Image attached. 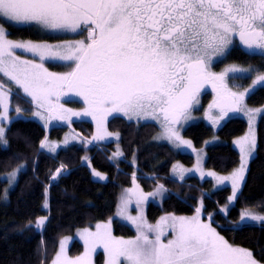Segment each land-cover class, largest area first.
<instances>
[{
	"label": "snow or ice",
	"instance_id": "1",
	"mask_svg": "<svg viewBox=\"0 0 264 264\" xmlns=\"http://www.w3.org/2000/svg\"><path fill=\"white\" fill-rule=\"evenodd\" d=\"M0 19L44 30L87 31V43L65 45L62 51L46 44L12 41L0 25V74L39 108H47L49 119L54 112L91 116L102 133L93 140L113 135L104 128L113 113L138 121L162 115L161 138L177 147H191L173 125L189 118V109L198 103L197 96L206 84H211L218 95L209 107L220 108L222 115L226 114V102L229 110L240 111L245 96L257 86L264 87V72L260 71L264 64L247 68L232 65L219 73L211 70L214 58L222 62L235 37L247 53L259 54L264 60V0H0ZM16 49L31 52L41 63L20 59ZM46 59L69 61L75 67L64 74L51 73L42 63ZM237 73L242 75H231ZM253 73L255 78L244 92L229 87V80L251 79ZM10 91L0 81V121L8 118ZM70 94L81 97L87 107L81 112L64 108L60 97ZM15 111L19 113L21 109L17 107ZM261 111L248 110L246 114L251 119L253 112ZM34 115L43 118L41 112ZM59 118L65 119L63 115ZM4 131L0 127V143L7 145ZM243 145L254 148V138L245 137L242 149ZM40 146L56 151V146L47 141H41ZM121 155L119 151L114 154ZM64 170L63 165L57 168L53 179ZM243 170L242 165L234 176L218 178L221 182L232 180L233 195L229 200L236 198ZM18 171L8 174L9 186ZM173 171L183 179L185 171L191 170L174 167ZM94 175L106 179L99 172ZM7 191L4 189L5 197ZM164 191V186L158 185L145 195L135 186L126 190L123 202L127 205L135 197L139 205L148 196ZM46 219L39 218L36 227L42 228ZM127 219L137 227L135 239H117L111 235L110 225H97L96 232L85 229L81 234L85 244L81 256L69 257L61 241L52 264H91V253L98 245L108 254L106 264H259L251 251L220 236L212 227L211 217L205 223L199 215L166 216L156 225L148 224L143 216ZM245 220L264 222V216L244 213L241 222ZM165 226L171 227L173 235L167 243L161 239ZM148 232H155V238L150 239Z\"/></svg>",
	"mask_w": 264,
	"mask_h": 264
},
{
	"label": "trees",
	"instance_id": "2",
	"mask_svg": "<svg viewBox=\"0 0 264 264\" xmlns=\"http://www.w3.org/2000/svg\"><path fill=\"white\" fill-rule=\"evenodd\" d=\"M0 24L15 40L54 41L59 37L41 35L31 26H18L4 19ZM238 44L227 52L223 62L260 67L264 64L259 54L247 53ZM51 70L59 69L50 64ZM264 72V67L260 68ZM11 106L30 113L33 104L29 98L11 88ZM204 96H209L205 93ZM203 96V97H204ZM204 97V98H205ZM69 107H78L76 100H66ZM250 105L264 104V87H257L247 97ZM25 111V112H26ZM246 122L238 117L228 118L216 131L204 122L188 125L183 135L200 147L205 140L217 136L220 141L208 146L206 168L219 173L231 172L239 163L240 155L230 144L232 138L244 132ZM71 128L86 140V147L70 145L50 152L41 149V141L59 140L68 127L47 128L32 119L16 118L7 126V145L0 144V264H49L61 238L103 222L114 216L120 187L131 185L133 177L144 192L153 190L163 180L167 195L160 204L149 202L145 207L146 219L155 223L166 214L194 217L198 199L202 201L203 217H211L217 232L230 244L248 249L253 258L264 264V222H241L243 211L264 214V114L256 127L255 153L249 161L241 188L230 205L228 186L215 187L210 179L187 177L177 180L170 176V166L181 160L192 162L188 154L177 153L165 144L147 146L145 143L154 131L153 123L126 121L115 116L108 121V129L118 132L122 157L110 159L114 143H94L90 139L93 125L88 121H73ZM90 142V143H89ZM135 158V163H133ZM23 165L15 186L7 192L3 174ZM64 172L53 179L56 169ZM90 167L107 175V180H96ZM46 205V207H45ZM226 205V206H225ZM46 217L42 228L36 227L39 218ZM112 231L117 236L129 237L133 230L117 219L111 220ZM82 245L74 241L69 254L76 255ZM98 254L97 264H102Z\"/></svg>",
	"mask_w": 264,
	"mask_h": 264
},
{
	"label": "rangeland",
	"instance_id": "3",
	"mask_svg": "<svg viewBox=\"0 0 264 264\" xmlns=\"http://www.w3.org/2000/svg\"><path fill=\"white\" fill-rule=\"evenodd\" d=\"M36 31L39 32L37 29H36ZM83 33H84V37H85V40H86V43H87L88 42L87 39H86L87 35H88L87 31H84ZM41 35H44V34H41ZM57 37H59V36H57ZM40 41H44V40H40ZM235 43L238 44L243 50L247 51L246 49H244V47L240 43L238 37L234 38V42L230 46L229 50L234 46ZM253 54H255V53H253ZM223 59L224 58H222V62H220L219 60L214 58V62L212 64V68H211V70L213 72L219 73L223 69H225L226 67H229V66H232V65H236L238 67H244V68L252 66V65H242V64L233 63V62L227 63V62H223ZM50 64H57L59 69L51 70V68H49ZM68 65L69 64H67V62L66 63H59V62L58 63L57 62H52V63L51 62H45L44 63V67L47 70H49V71H53L54 73H63L67 68H69ZM74 67H75V65L72 66V68H74ZM231 75L240 77L242 74H238L237 73V74H231ZM254 78H255V73L252 74V78L251 79H249V78H238L235 81L229 80L228 84H229V87L232 88L233 91L244 92L245 89L249 88V86L252 83V79H254ZM2 80L7 81L11 85L12 89L18 91L17 86L13 85L12 82L8 81L7 78L3 77V75L0 74V81H2ZM235 85H239V87H237ZM257 87H259V86H257ZM6 89H8V88H6ZM205 92H209L210 95L205 97L204 96ZM19 93L23 94L24 96H26L22 92H19ZM11 97H12V94H11V91H10L9 96H8V104H9V111H8V114H7L8 118L0 121V127H3L4 130H5L4 131V139H5L6 128L11 123V121L16 119V118H24V119H32V120L40 122L42 124H46L47 128H49V127H57V126L68 127V129L65 130V132L63 134V137L61 139H59V140H51L50 139V140L47 141L48 143L56 146V151H58L59 149L66 148V147H68L70 145H73V144L81 145V146H85L86 147V145H85L86 140L83 139L81 136H79L71 128V123L73 121H75V120H80V121L83 120V121H88V122L92 123V125H93V133H92V135L90 137L91 138L90 140L92 142H94V143H109V142H112V143L115 144L114 145L115 149L112 152L110 159L113 160V161H116V160H118V159H120L122 157V155L121 156H114V154L117 151L122 153L121 148H120V144H119L120 136H119L118 132L110 131L108 129V121L112 117L118 116V117H121V118L125 119L126 121L134 122L136 124H139V123H153L154 124V131L152 132V134H151L152 136L150 137V139L145 143L147 146H154V145H157V144H165L171 150H173L175 152V154L183 153V154H188V155H190L192 157V162L190 164H186V163L182 162L181 160L174 161L172 163V165L170 166V169H169L170 170V176L172 178L177 179V180H184L187 177L193 176V177H197L200 180L210 179L214 183L215 187L228 186L230 188V192H229V195L227 197V203H226L227 205L232 204L234 202V200H235V199L229 200V197H232V195H233L232 180L231 179H227V180H224L223 182H221L218 178L234 176L241 169V166L243 165V168H244V170H243V179L237 181V184H238V187L236 189V196H237V194H238V192H239V190L241 188V184L244 181L249 161H250V159L252 158V156L255 153L257 123H258L259 117L262 114H264V104L260 105V106L250 105L247 102L248 95L245 96V99L242 101L241 106H240L242 110L238 111L236 117L243 119L246 122V127H245V130H244L243 133H241L240 135L235 136L230 141L231 146L233 148H235L238 151L239 155H240L239 163L231 172L219 173V172H216L215 170L206 168L205 161H206V153H207L206 149H207V147L211 146V145H214V144H217L220 141V139L217 136H213V137H210L207 140H205V142H204V144L202 146L196 147V146H194L192 144L190 139L186 138L183 135V130L190 124H193V123H196V122H204L208 126H210L214 131H216L228 118L232 117L228 111H225L226 114L222 115L221 111L216 110L214 107H211V108L209 107L210 105L214 104L216 99H218V95L213 90L211 84H206L201 89L200 93L197 96L198 103H195L193 105V107L191 109H189V113H188V117L189 118L186 119V120L185 119H181L178 124L173 125L175 130L181 136V138L183 140H186V141L190 142L191 147H189L187 145H182L180 147H177L173 142H171V141H169L167 139L161 138L162 137V133H163V128L161 126L162 123H163V116L162 115L160 116L159 119H149V120L140 119L138 121L135 117H133L132 120H129L127 117L123 116L122 113H113L112 115L107 117V119H106V121L104 123V128L106 129V131L108 133L113 134V135L110 136V137H105V139H103V140H93V137H95V136H97L99 134H102V133L98 132L97 122L95 120H93L91 116H71L70 113L54 112V113H52V118L49 119V112H48L47 108H44V109L39 108L37 106V104H35V103H33L31 101V97H28V96H26V97L29 98L31 104H33L31 112L27 113L26 110H25L26 111L25 112V111H23V109L20 108L21 111L19 113H17L15 111L16 108H13L11 106ZM66 100H76V101H78L80 103V105L78 107H69ZM59 103H61L64 108L70 109L72 112H81L87 107V105L83 102V99L81 97H79V96H76L75 94H70L67 97H65V96L60 97ZM257 109L262 110V111L261 112H253L252 118L250 119L249 115L246 114L247 111L248 110H257ZM0 110H2V109H0ZM36 112H41L43 118H41V116L34 115V113H36ZM61 115H63L65 117V119L61 120L59 118ZM221 116H222V118H221ZM116 134H118V135H116ZM245 137L254 138V140H255L254 148H250L248 145H243V149H242V141L244 140ZM0 144L4 146L3 143H0ZM47 150L49 151V149H47ZM50 152H52V151H50ZM133 163H135V158H133ZM20 166H18L16 169H14V170L19 169V171L17 172V175H16L15 182L11 186H9V183L7 182L6 189H8V191L11 190L15 186V184L17 182L19 172L23 169ZM174 167L183 168L185 170H191V171H185L184 178L181 179L179 174H177V173H175L173 171ZM14 170H12L9 173H12ZM90 170L92 172L93 177L96 180H98L100 182H104V181L107 180V175L106 174L101 173V174H103L106 177V179L100 180L97 176L94 175V172H97V171L92 169L91 167H90ZM9 173L3 174L2 178L5 179L6 181H8V174ZM202 173H203V175H202ZM208 173H212L213 175H208ZM134 177H135V181L132 180L131 185H129L127 187L126 186L125 187H123V186L120 187L119 194H118V201H117V209H116V212H115L114 216H112L111 218L107 219L106 221L94 223L93 225H91L89 227L78 228V229H76L73 232V234L66 235L63 238H61L60 241H59V244H58V249H57L55 255L53 256V258L51 259V261L49 262V264H52V261L55 259L57 253L59 252L60 247H61V241L64 242V247H65V250H66L67 255L69 257L76 258L78 256H81L85 252V244H84V240L82 239V235L81 234L83 233V231L85 229H87V230H89L91 232H96L97 231V225H105V224L110 225L111 235L113 237L117 238V239H126L127 240V239H135L136 238V236L138 235L137 227H136L135 224L132 223L131 220L127 219V217H129V216H131V217L143 216L144 219L147 221L146 214H145L146 205L149 202L160 204L162 199L167 195V190L164 187V189L166 191H164V192H162L160 194H157L155 196H148V198L146 200H144V201H141L139 203V205L137 204L136 198L132 197L131 198V202L128 203L127 205H125L123 201H124L125 197L127 196V193H126L127 189H131V188H134L135 186H138L139 189L145 195H147L148 193L154 192L158 185H163V180L160 179V181H158L156 183V185L153 188V190H151L149 192H144L141 189V186L138 184L137 177L136 176H134ZM198 208L200 209L199 218L203 222L208 223L209 222V216L206 217V218L203 217L202 201H201L200 198L198 199V202H197V205H196V210ZM122 212H123V214H121ZM245 213H248V214H251V215L264 216V214L258 213V212L253 211V210L245 211ZM166 216H173V215L166 214L163 217H166ZM176 217L191 218V217H188V216H176ZM112 219H117L118 221L128 225L133 230V232H134L133 235H131L129 237L115 235L113 233V231H112V224H111V220ZM160 219H158L155 223H149L148 221H147V223L151 224V225H156L160 221ZM245 221H251V220H245ZM170 224H171V221L169 220V225ZM212 227L215 228L213 225H212ZM147 234L149 235L150 239H154L155 235H156L155 232H148ZM219 235L221 236V234H219ZM172 238H173V235H172L171 227L170 226H165L164 227V235L161 237V239L165 243H167V240L172 239ZM74 241H77V242H79L82 245V250L76 255H71V254H69V249H70V247H71V245H72V243ZM246 250H248V249H246ZM98 254H101V256H102V259H101L102 264H106V261L108 260L109 257H108V254L104 251V248H103L102 245H98L96 247V250L91 253V264H97V262H98L97 261ZM259 264H261V263H259Z\"/></svg>",
	"mask_w": 264,
	"mask_h": 264
},
{
	"label": "crops",
	"instance_id": "4",
	"mask_svg": "<svg viewBox=\"0 0 264 264\" xmlns=\"http://www.w3.org/2000/svg\"><path fill=\"white\" fill-rule=\"evenodd\" d=\"M11 23H13V22H11ZM13 24H15V23H13ZM15 25L28 26V25H21V24H15ZM31 27H34V26H31ZM34 28L37 29L40 32V34L51 35V36H53V35L54 36H59V38L57 40H55V41L15 40V39L9 38L8 36H7V38L12 40V41H16V42H32V43H35V44H46V45L53 46L54 48H58L59 50H62V51L66 50L64 48L65 45H73L74 46L78 41H85V43H86V40H85V37H84V33H83L84 31L83 32H80L79 30L77 32L54 31V30L39 29V28H36V27H34ZM15 54L17 56H19L20 59H22V60H30V61H34L36 63H41V61L37 57H35L31 52H26L23 49H16L15 50ZM45 62H51V63L52 62H57V63L58 62L59 63H66L67 62V64H71V67L67 68L63 73H55V74H64V73L70 72L72 70V66L75 65L72 62L62 61V60H58V59L57 60H48V59H46L42 63L44 64ZM49 72L54 73L53 71H49ZM18 91L22 92V90H20L19 88H18ZM244 213H245V211H243L241 213V215L244 214Z\"/></svg>",
	"mask_w": 264,
	"mask_h": 264
},
{
	"label": "water",
	"instance_id": "5",
	"mask_svg": "<svg viewBox=\"0 0 264 264\" xmlns=\"http://www.w3.org/2000/svg\"><path fill=\"white\" fill-rule=\"evenodd\" d=\"M215 109L221 111V109L218 108V107H215ZM224 110H228L231 114H234V115L237 113V111L229 110L227 102H226L225 105H224Z\"/></svg>",
	"mask_w": 264,
	"mask_h": 264
}]
</instances>
